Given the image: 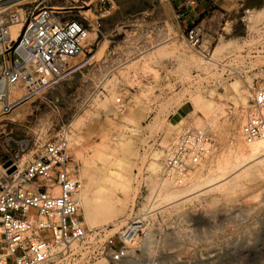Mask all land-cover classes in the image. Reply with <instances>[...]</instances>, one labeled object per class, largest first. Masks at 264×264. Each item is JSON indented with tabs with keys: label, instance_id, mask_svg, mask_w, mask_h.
<instances>
[{
	"label": "rangeland",
	"instance_id": "rangeland-1",
	"mask_svg": "<svg viewBox=\"0 0 264 264\" xmlns=\"http://www.w3.org/2000/svg\"><path fill=\"white\" fill-rule=\"evenodd\" d=\"M74 1L37 0L67 7L76 6ZM84 1L89 4L80 11L95 22L91 10L98 9L100 0ZM104 1L110 13L101 18L98 30L90 31L89 52L72 59L85 62L86 81L93 84L87 97L74 93L66 102L57 92L41 94L40 111L32 118L25 119L20 106L1 120L8 124L6 132L11 128L28 138V131H36L44 135L35 144L41 146L63 124H70L69 170L83 184L81 204L88 228L136 213L144 198L167 207L178 201L171 199L174 191L186 197L191 188H201L191 195L212 205L218 197H264V154L258 162L235 167V154L247 148L240 128L252 91L264 87V2L239 9L213 28L208 16L198 25L203 47L199 49L185 42L184 28L168 0ZM190 102V114L175 124L170 114ZM132 112L139 119H131ZM188 124L204 129L217 149L188 171L185 185L160 184L163 160ZM27 159L23 157L20 167ZM248 257L250 264H264V246ZM60 264L104 262L70 256Z\"/></svg>",
	"mask_w": 264,
	"mask_h": 264
},
{
	"label": "built area",
	"instance_id": "built-area-1",
	"mask_svg": "<svg viewBox=\"0 0 264 264\" xmlns=\"http://www.w3.org/2000/svg\"><path fill=\"white\" fill-rule=\"evenodd\" d=\"M74 2L67 7L0 0V121L30 94L69 78L85 64L72 59L90 47L89 33L98 30L110 6L100 0L97 10L86 9L94 13L92 22L80 11L89 3ZM181 14L176 13L178 20ZM182 35L189 46L203 49L198 25L184 28ZM46 76V82L28 91ZM240 133L247 143L264 139V87L253 89ZM70 136V124H63L22 167L24 143L7 167L0 166V264H60L70 256L104 264H250L248 253L264 246L262 195L218 197L212 205L189 194L167 207L144 198L136 213L88 228L83 184L69 170ZM216 149L204 129L184 125L163 160L160 184L185 185L188 171Z\"/></svg>",
	"mask_w": 264,
	"mask_h": 264
},
{
	"label": "crops",
	"instance_id": "crops-1",
	"mask_svg": "<svg viewBox=\"0 0 264 264\" xmlns=\"http://www.w3.org/2000/svg\"><path fill=\"white\" fill-rule=\"evenodd\" d=\"M186 1L187 0H168V5L173 13H182L180 19L177 20L183 28L192 24L202 26L207 21L208 16L212 18V22L209 26L213 28L216 22H221L225 17V21H228L227 18L229 19V17H232L239 9L244 7H258L264 2V0H194V4L189 6ZM85 51L88 52L87 49ZM72 63L76 62L72 61ZM86 71L87 69L85 65H83L69 77L73 79L67 78L59 83L49 84L38 89L18 103L14 109L24 106L25 119L32 118L33 115L40 111L37 105L38 100H40L39 96L51 91L54 93L57 92L60 95V99L66 102H70L71 96L74 93H78L80 97L86 98L89 92V87H92L93 85L89 81H86ZM89 73L90 72H88V76ZM191 111V102L182 103L170 114V119L174 121L175 124H179L183 119L187 118ZM129 117L136 120L139 119L140 116L132 112V117ZM2 121L0 122V166H3L8 158L18 151L20 143H24L28 146L23 157L28 155L29 160L37 154L36 150L39 145L35 144L43 139V134L39 136L36 131H28V138H26L12 133L11 128L6 132V127L4 126H7L8 124L5 122L2 123ZM3 133H6L7 137H5Z\"/></svg>",
	"mask_w": 264,
	"mask_h": 264
},
{
	"label": "bare ground",
	"instance_id": "bare-ground-1",
	"mask_svg": "<svg viewBox=\"0 0 264 264\" xmlns=\"http://www.w3.org/2000/svg\"><path fill=\"white\" fill-rule=\"evenodd\" d=\"M249 18V17H248ZM251 22H254V20L251 18L250 20ZM218 47H215L214 49V52L217 50ZM213 56V54H212ZM211 58H209V60H211ZM48 79V77H43L35 82H33L31 85L28 86V91H31V90H34L36 88H38L40 85H42L44 82H46ZM264 154V139L262 140H255V141H252V142H249L247 143V148L238 152L237 154H235L236 158H235V161L237 163V166H236V163H235V167H241L251 161H256L258 162L259 160H257L258 157H260L261 155ZM259 159V158H258ZM235 169V168H234ZM224 173V171H223ZM206 180V182H208L210 179H204ZM214 181V179H212ZM210 180V181H212ZM216 180V179H215ZM212 184H208L207 186H211ZM190 192L189 194H192V193H195V192H201V188L200 189H194V188H191L189 189ZM175 194L174 196L171 197L172 201H175V200H179L181 198L184 197V192H178V191H174ZM173 195V194H172ZM80 198L82 199L83 197L80 195ZM171 201V200H170Z\"/></svg>",
	"mask_w": 264,
	"mask_h": 264
},
{
	"label": "water",
	"instance_id": "water-1",
	"mask_svg": "<svg viewBox=\"0 0 264 264\" xmlns=\"http://www.w3.org/2000/svg\"><path fill=\"white\" fill-rule=\"evenodd\" d=\"M9 164H10V161H9V160H7V161L4 163V165H3V166H4V167H7ZM10 170H12V167L9 169V171H10Z\"/></svg>",
	"mask_w": 264,
	"mask_h": 264
}]
</instances>
